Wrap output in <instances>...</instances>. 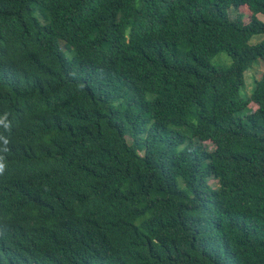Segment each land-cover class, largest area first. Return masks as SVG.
<instances>
[{
    "label": "trees",
    "instance_id": "trees-1",
    "mask_svg": "<svg viewBox=\"0 0 264 264\" xmlns=\"http://www.w3.org/2000/svg\"><path fill=\"white\" fill-rule=\"evenodd\" d=\"M259 14L0 0V264H264Z\"/></svg>",
    "mask_w": 264,
    "mask_h": 264
},
{
    "label": "rangeland",
    "instance_id": "rangeland-1",
    "mask_svg": "<svg viewBox=\"0 0 264 264\" xmlns=\"http://www.w3.org/2000/svg\"><path fill=\"white\" fill-rule=\"evenodd\" d=\"M257 18L264 22V16L263 15L259 14V15H257ZM242 20L244 23H246L248 21V16L246 14H244L242 16ZM257 41H259V38H254L252 40V43H256ZM225 58H227L225 56V54L221 53L212 60V63L215 64L218 62V60L220 62L227 63V60ZM263 73H264V65L261 62L253 64L252 68L247 70L244 73V86H243V89L241 92V94L243 95L244 98H247L251 95V92L253 89V78H259ZM254 109H255V105L253 103H249L247 108L244 111H242V114H247Z\"/></svg>",
    "mask_w": 264,
    "mask_h": 264
},
{
    "label": "clouds",
    "instance_id": "clouds-1",
    "mask_svg": "<svg viewBox=\"0 0 264 264\" xmlns=\"http://www.w3.org/2000/svg\"><path fill=\"white\" fill-rule=\"evenodd\" d=\"M1 152L4 155V157H6L7 151L1 150ZM2 171H3V165H0V172H2ZM0 227H2L1 220H0Z\"/></svg>",
    "mask_w": 264,
    "mask_h": 264
}]
</instances>
